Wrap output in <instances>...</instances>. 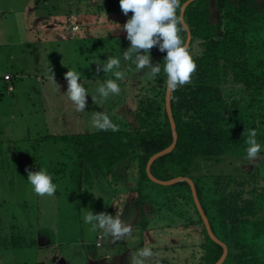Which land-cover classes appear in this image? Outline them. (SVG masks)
I'll return each instance as SVG.
<instances>
[{
    "label": "trees",
    "instance_id": "16d2710c",
    "mask_svg": "<svg viewBox=\"0 0 264 264\" xmlns=\"http://www.w3.org/2000/svg\"><path fill=\"white\" fill-rule=\"evenodd\" d=\"M70 1L62 7L53 0H36L35 7L47 16L64 11L70 19L74 16ZM185 1L179 0V17ZM76 5L75 15H80L81 7L89 9L92 4L77 0ZM97 7L93 14L101 15L105 7L111 20L119 3L101 0ZM32 12L37 10L32 7ZM41 14L36 16L37 22L45 21ZM184 18L191 31L188 51L196 70L188 83L171 92L178 139L170 152L152 162L151 171L162 180L184 176L194 181L212 230L228 246L222 264H264V165L246 157L244 144L248 130L255 128L261 144L258 155H264V0H194L186 6ZM180 25L183 31L178 34L186 42L187 30L181 19ZM83 26L89 33L91 27L86 21ZM104 39L99 35L96 43ZM149 51L150 56L158 55L156 63L162 65L165 53L155 46ZM86 61L89 63V59ZM164 79L161 74L156 80H148L149 86L144 85L138 95L135 121L125 122L116 132L96 129L47 134L44 138L79 145L86 194L93 186L92 168L112 176L114 167L128 160L125 168H133L129 178L141 215L137 226L139 222L142 228L145 226L147 202L164 205L168 217L189 215L178 224L183 233L177 238L189 239V245L200 247L193 255L195 259L191 258L192 264H214L223 254V246L209 235L190 183L180 180L163 185L152 181L147 173L149 159L173 141ZM147 181L158 186L165 200H148ZM38 243L21 232L0 238V248H26ZM180 246L186 247L183 243Z\"/></svg>",
    "mask_w": 264,
    "mask_h": 264
},
{
    "label": "rangeland",
    "instance_id": "374dc122",
    "mask_svg": "<svg viewBox=\"0 0 264 264\" xmlns=\"http://www.w3.org/2000/svg\"><path fill=\"white\" fill-rule=\"evenodd\" d=\"M35 1L1 0L0 3L3 9V15L0 14V84L6 71L13 75L9 83L15 84L13 94L6 91L0 94V238L21 232L39 243L26 248H0V264H66L68 261L89 264L84 245L100 252L105 248L111 252L122 249L120 256L123 257L130 241L138 242L139 248L152 249L153 256L146 258L145 264H192L193 255L200 247L189 245L192 243L189 239L177 238L183 233L178 224L189 215L181 217L173 213L168 217L167 208L153 202L145 204L144 228L141 222L137 226L139 233H145L143 240L130 234L133 237L125 246L119 241L121 245L111 248L107 238L103 247L97 244L99 231L90 232L88 226L81 223L80 216L87 209L94 214L104 212L113 216L124 211L135 194L129 178L133 168H125L130 163L128 160L116 165L112 176L92 168L93 186L86 194L79 145L68 140L44 138L47 134L92 132L96 129L91 119L101 110L120 128L125 122L135 121L138 95L144 91L141 89L144 85L149 86V78L140 77L144 69L135 73L124 64L125 79L117 81L121 91L97 104L86 95L85 111L77 112L64 94L67 88L64 73L68 69L81 73L78 83L83 82L89 92H94L106 78L103 71H97L93 60L103 61L108 55L126 50L129 42L122 25L131 11L126 16L120 7L113 9L109 20L105 7L100 10L103 11L101 15L93 14L99 9L101 0H89L90 8L83 6L81 14L75 15L77 0H71L74 16L69 19L64 11L52 12L49 16L41 14L44 11L35 7ZM68 1L53 0L62 7ZM32 7L37 13L32 12ZM40 14L44 22H37L36 16ZM84 21L91 27L89 33L83 26ZM76 22L82 28L76 27ZM99 35L105 39L97 44ZM157 58V54L151 55V62L155 64ZM252 161H260L263 166L264 155ZM39 166L49 172L57 185L53 196L39 197L31 191L26 174L37 171ZM145 185L149 201L151 198L159 202L165 200L160 197L157 185L150 181ZM133 204L129 206L138 210L140 220L137 202ZM130 207L126 212L131 211ZM125 215L130 219L132 213ZM181 243L186 247L180 246ZM131 248L134 254L136 251ZM125 260L123 258L120 263L114 256L110 263L93 264H123ZM127 263L131 264L130 259Z\"/></svg>",
    "mask_w": 264,
    "mask_h": 264
},
{
    "label": "clouds",
    "instance_id": "9594fccd",
    "mask_svg": "<svg viewBox=\"0 0 264 264\" xmlns=\"http://www.w3.org/2000/svg\"><path fill=\"white\" fill-rule=\"evenodd\" d=\"M118 3L121 12L126 16L131 11V15L122 25L129 46L118 55H108L103 61L97 58L93 60L97 64V71H103L106 78L94 92H89L83 86V82L78 83V80H81L79 71L68 69L64 73L67 82L64 94L77 112L85 111L86 95H90L92 102L97 104L121 91L117 81L125 79L124 64L133 68L135 73L144 69L141 78L156 80L163 74L169 93L175 91L178 85L188 83L191 74L196 70V63L188 51L186 42L182 41L178 34L183 31L177 14L179 0H118ZM154 46L158 51L165 53L162 65L161 62L155 64L151 62L149 50ZM91 125L100 131L116 132L119 129V125L102 110L95 112ZM244 144L245 154L249 160L258 156L261 144L257 141L255 128L248 130ZM26 179L31 191L39 197L53 196L56 193L57 185L44 167L39 166L37 171H27ZM80 220L83 225L88 226L90 232H102L107 238L111 236L112 240L124 239L131 233L128 222L104 212L94 214L87 209L81 214ZM152 256L151 248L140 247L134 254L131 253L130 262L145 264V259Z\"/></svg>",
    "mask_w": 264,
    "mask_h": 264
},
{
    "label": "crops",
    "instance_id": "0c3cea01",
    "mask_svg": "<svg viewBox=\"0 0 264 264\" xmlns=\"http://www.w3.org/2000/svg\"><path fill=\"white\" fill-rule=\"evenodd\" d=\"M0 3H1V0H0ZM0 14L3 15V9L2 8H0ZM6 74H10V73L8 71H6L4 73V76H3V80L4 81H3L2 84H0V94H4L5 91L8 92V93L11 92L13 94V92L15 91V84H14V82L9 83L10 81H13V75L10 74L11 75V78L10 79H5V75ZM131 200H132L131 202L128 201L129 204H127L128 206L125 207L124 211L122 210L123 213L120 212V209H119V212L120 213L118 214V212H116L118 215L116 214L115 216L120 217V219L122 221L128 222L130 224V226H131V233L130 234H134V237L135 236H138V237H140V239L142 238V240H143V237L145 236V233L144 232L143 233H139L140 231L137 228L138 210H136L133 207H130L129 206V205L134 206V204H133L134 199L131 198ZM112 206H114V204H112ZM128 207L131 208V211L126 212V209ZM127 213H132V215L130 216V219L129 218H126V215L125 214H127ZM130 234L128 236L124 237V239L112 240L111 236H109L107 238L106 236H104L102 233L99 232L98 235H97V244H99L101 247H103L104 240H105V238H107V240L111 244V248H114V247H116L118 245H121V243L125 246V242H127L129 238H132L133 237V235H130ZM99 235H101V238L98 237ZM119 241L121 243H119ZM145 242H147V241L145 240ZM130 243H131V245L126 246L127 248L124 249L125 252H124L123 257L120 256V254L123 252L122 249L121 250H113V252H111L110 249L108 250V249L105 248V249H103L104 251H101L100 252V251H96L94 249H91L88 246H85L84 243H83V245H84L83 248L86 250V260L88 261L87 263H89V264L99 263V262L110 263L111 260L113 259V257L115 256L116 259L119 258V262L120 263L122 262V259L123 258H126V260H125L124 263L125 264H128L127 263V259H128V261L130 259V256H131L130 254L132 252V248L131 247H134L135 251H137L139 249L138 242L137 243H134V241H130ZM46 247H48V245ZM46 247H43L42 249H44ZM66 264H70L69 261L66 262Z\"/></svg>",
    "mask_w": 264,
    "mask_h": 264
},
{
    "label": "water",
    "instance_id": "95a60500",
    "mask_svg": "<svg viewBox=\"0 0 264 264\" xmlns=\"http://www.w3.org/2000/svg\"><path fill=\"white\" fill-rule=\"evenodd\" d=\"M192 1L194 0H186L182 7H181V15H180V19H181V22L182 24L184 25V27L186 28L187 30V40H186V44H187V48L190 44V41H191V31H190V28L188 26V24L186 23L185 21V18H184V13H185V8L186 6L191 3ZM166 106H167V110H168V116H169V119H170V123H171V127H172V131H173V141L171 143V145H169L167 148L155 153L148 161V165H147V173L149 175V177L152 179V181L156 182V183H159V184H163V185H169V184H173L177 181H180V180H187L190 185H191V188H192V193H193V197H194V200H195V203L197 205V208L199 209V212L201 214V217L207 227V230H208V233L209 235L211 236V238L216 241L217 243H219L220 245L223 246V254L221 255V257L214 263V264H222L227 255H228V246L225 242H223L215 233L214 231L212 230V227L210 225V221H209V218L207 216V214L205 213V210L201 204V201L198 197V193H197V189H196V186L194 184V181L190 178V177H184V176H179V177H176V178H173V179H170V180H162V179H159L157 178L156 176L153 175L152 171H151V164L152 162L157 158L159 157L160 155L162 154H165V153H168L170 152L176 145V142H177V139H178V132H177V126H176V122H175V119H174V116H173V113H172V108H171V93H169L167 91L166 93Z\"/></svg>",
    "mask_w": 264,
    "mask_h": 264
},
{
    "label": "built area",
    "instance_id": "2783aa9c",
    "mask_svg": "<svg viewBox=\"0 0 264 264\" xmlns=\"http://www.w3.org/2000/svg\"><path fill=\"white\" fill-rule=\"evenodd\" d=\"M76 27H78V26L76 25ZM5 78H6V79H10V78H11V75H10V74H6V75H5ZM100 237H101V235H100Z\"/></svg>",
    "mask_w": 264,
    "mask_h": 264
}]
</instances>
